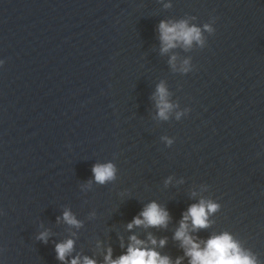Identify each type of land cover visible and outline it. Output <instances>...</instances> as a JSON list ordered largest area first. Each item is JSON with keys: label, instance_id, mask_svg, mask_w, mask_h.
Segmentation results:
<instances>
[{"label": "water", "instance_id": "95a60500", "mask_svg": "<svg viewBox=\"0 0 264 264\" xmlns=\"http://www.w3.org/2000/svg\"><path fill=\"white\" fill-rule=\"evenodd\" d=\"M181 21L203 45L163 53L159 25ZM0 60V264H62L69 239V261L105 264L133 235L189 264L175 233L201 200L220 209L193 235L228 232L264 264V0H0ZM153 202L167 227L129 231Z\"/></svg>", "mask_w": 264, "mask_h": 264}, {"label": "clouds", "instance_id": "9594fccd", "mask_svg": "<svg viewBox=\"0 0 264 264\" xmlns=\"http://www.w3.org/2000/svg\"><path fill=\"white\" fill-rule=\"evenodd\" d=\"M206 30L212 31L209 26ZM160 39L162 41V52L183 45L185 48L191 47L194 43L203 45L204 40L202 30L196 26H190L187 21L181 22H161L159 25ZM176 57H172L173 67H175ZM4 62L0 60V68ZM188 72L189 62L184 61L180 69ZM169 93L165 85L158 86L156 99L161 119H169L174 105L169 102ZM179 118V116L177 117ZM168 143L171 145L172 141ZM116 168L112 163L96 164L92 172L95 181L99 184H106L116 177ZM195 195V194H194ZM220 209V205L213 201L201 200L199 204L192 205L184 214L180 226L175 233V239L181 243L185 250V255L189 258V264H259L255 255L242 248L240 243L228 232L214 235L207 240H201L193 233L201 229L209 228L210 216ZM63 219L66 223L73 226H79V221L70 212L64 213ZM170 220V214L157 203L148 205L132 223L128 224V230L132 231L138 226L144 227H167ZM45 243L48 240V233H42L39 237ZM150 244L140 240L137 236L130 237V243L127 246V253L117 259H113L112 249L109 248L105 256V264H173V261L167 256H161L156 251L157 247H164L166 240L157 241L149 236ZM123 246V245H122ZM74 249V241L69 239L56 245L57 258L62 264H97L94 259L89 257H75L69 261ZM174 264H183V258L177 259Z\"/></svg>", "mask_w": 264, "mask_h": 264}]
</instances>
